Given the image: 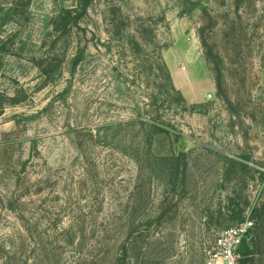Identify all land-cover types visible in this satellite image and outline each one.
Returning <instances> with one entry per match:
<instances>
[{
  "label": "rangeland",
  "instance_id": "obj_1",
  "mask_svg": "<svg viewBox=\"0 0 264 264\" xmlns=\"http://www.w3.org/2000/svg\"><path fill=\"white\" fill-rule=\"evenodd\" d=\"M27 2L0 0V264H205L236 225L228 197L264 203V0H95L56 82L36 59L52 54L56 9L76 2ZM162 84L187 105L168 110L181 174L147 162L138 176L82 130L145 110ZM251 220L250 264H264V216Z\"/></svg>",
  "mask_w": 264,
  "mask_h": 264
},
{
  "label": "trees",
  "instance_id": "obj_2",
  "mask_svg": "<svg viewBox=\"0 0 264 264\" xmlns=\"http://www.w3.org/2000/svg\"><path fill=\"white\" fill-rule=\"evenodd\" d=\"M94 1L95 0H75V6L58 7L52 15L51 31L44 38L41 45L42 49L50 47L52 54L47 57L36 59L37 66L45 76L46 81L56 82L58 80V77L61 75L62 63L67 59L66 53L72 46L73 39L78 35V30H83V23L89 15ZM30 3L31 0H28L26 4L27 8ZM83 58V53L80 52L77 54V52H75L74 56L69 59L73 74L76 72V69L81 64ZM165 70L164 82L166 80L167 86V82L171 83V76L167 67ZM163 86L164 84L158 85L160 88L159 91L152 90L150 103L145 110L138 111L129 119L113 120L101 123L95 128H84L85 130H82L83 136L93 145H109L113 150L118 149L122 154L131 157L133 162L137 165L138 176H143L145 174L148 169L146 167V163L148 162L150 167L154 169L156 173L163 174L168 171L172 178L179 177L181 169L176 165L181 161L185 152L178 149L176 146L182 137V133L177 131L172 125L168 110H173L174 106H177V104L180 105V108H186L187 105H184L185 100L183 99L182 102H176L177 95L178 98L179 96L181 98V94L176 91L173 85L172 87L170 85V89L165 91V93L161 92ZM94 162L96 163L95 160L93 163ZM95 163L94 165L96 166ZM167 163L170 164L169 167L167 166L168 168L165 166ZM91 167L93 166L91 165ZM86 171L88 172L87 167ZM24 178H26V176L22 177L21 175L18 181L21 182ZM133 195L134 192L129 196L128 203H133ZM239 198L240 197L236 195V193L228 197L227 211L229 218L233 222L239 224L244 222L248 217L255 219L257 216L261 218L264 216V203L261 206L255 205L250 207L248 200L245 203H239ZM22 205L25 204L19 205V207L24 209H21L20 211L21 214H23V217L21 218L25 220L27 217H24V214L27 212L32 218L36 219V213L27 210L29 204H26V210L24 208L25 206L22 207ZM249 208L251 213L250 216H247L246 212ZM101 209H103V205ZM125 214L128 216L129 212H126ZM30 222L31 220L28 218L25 221V228L28 232L30 231L27 229V226ZM114 225L115 223L113 222L112 229L108 228L103 231L105 237L106 234L109 233L112 235L116 234L115 231L117 228H114ZM134 232L132 231L128 237L131 238ZM254 232L255 223L252 235ZM252 235L251 238L245 239L240 247L242 255L241 264H250L251 258L255 253L254 245H252L254 242V236ZM98 242L102 243L103 240ZM122 249L123 254L120 255V258L126 260L128 252L127 248L124 246Z\"/></svg>",
  "mask_w": 264,
  "mask_h": 264
},
{
  "label": "built area",
  "instance_id": "obj_3",
  "mask_svg": "<svg viewBox=\"0 0 264 264\" xmlns=\"http://www.w3.org/2000/svg\"><path fill=\"white\" fill-rule=\"evenodd\" d=\"M254 221L248 217L244 222L222 230L208 252L205 264H241L240 247L251 238Z\"/></svg>",
  "mask_w": 264,
  "mask_h": 264
}]
</instances>
